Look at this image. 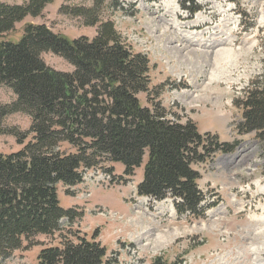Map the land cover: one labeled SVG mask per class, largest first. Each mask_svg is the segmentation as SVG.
<instances>
[{
    "label": "trees",
    "instance_id": "trees-1",
    "mask_svg": "<svg viewBox=\"0 0 264 264\" xmlns=\"http://www.w3.org/2000/svg\"><path fill=\"white\" fill-rule=\"evenodd\" d=\"M120 1L92 0L91 8L60 9L96 27L91 39L69 40L45 25L27 23L17 43L10 39L16 25L40 17L54 0L0 3V87L15 96L10 104L0 103V135L23 146L0 154V262L25 242L28 248L42 246L35 264H105L106 248L97 240L98 232L87 238L72 229L83 212L61 208L58 187L70 194L88 171L112 174L104 169L108 163L121 164L123 176L131 178L146 156L137 196L170 198L177 215L203 219L206 199L193 167L231 154L239 144L201 135L190 120L173 123L152 101L151 93L160 95L164 85L150 89L148 59L125 45L113 23L100 21L101 8L120 9ZM177 1L190 16L201 10L198 0ZM43 53L63 59L73 71L47 67ZM139 94L146 95L151 108L140 105ZM234 103L242 113L237 134L264 137V73ZM13 114L29 118L26 132L4 127ZM38 236H56L57 242L44 246L35 241Z\"/></svg>",
    "mask_w": 264,
    "mask_h": 264
},
{
    "label": "rangeland",
    "instance_id": "rangeland-1",
    "mask_svg": "<svg viewBox=\"0 0 264 264\" xmlns=\"http://www.w3.org/2000/svg\"><path fill=\"white\" fill-rule=\"evenodd\" d=\"M120 4V9L103 6L100 21L113 23L125 45L146 56L150 89L164 85L160 95L156 90L151 98L167 119L180 124L190 120L201 135L239 144L233 153L193 167L206 199L203 219L177 215L170 198L154 201L137 196L144 156L131 178L123 176L121 164L108 163L104 169H112V174L88 171L70 194L58 187L60 207L83 212L72 229L87 238L98 232L97 240L106 248L105 264H264V255L251 253L264 250V137L255 132L238 135L235 127L242 113L234 107L264 73V0H198L201 10L193 16L177 0H121ZM62 7L91 8L92 0H54L40 17L17 25L11 42L19 41L27 23L45 25L69 40L95 36L96 27L60 13ZM41 57L51 69L73 71L57 56L43 53ZM137 98L141 106L151 108L145 94ZM14 100L11 90L0 87L1 104ZM3 125L24 133L30 120L13 114ZM22 147L14 137L0 135V154ZM55 239L38 236L35 241L52 246ZM41 248H28L24 242L0 264H35Z\"/></svg>",
    "mask_w": 264,
    "mask_h": 264
},
{
    "label": "bare ground",
    "instance_id": "bare-ground-1",
    "mask_svg": "<svg viewBox=\"0 0 264 264\" xmlns=\"http://www.w3.org/2000/svg\"><path fill=\"white\" fill-rule=\"evenodd\" d=\"M152 22H153V20H152ZM226 41H227L226 39H225V40H222V42H226ZM155 232H156V231H155ZM157 232H158V231H157ZM261 236H263V235H262V234H259V235H258V237H261ZM251 253H252L254 256H259V257H260V256H263V255H264V250H262V249L260 250V249H259V250L255 251V250L252 249V250H251Z\"/></svg>",
    "mask_w": 264,
    "mask_h": 264
}]
</instances>
